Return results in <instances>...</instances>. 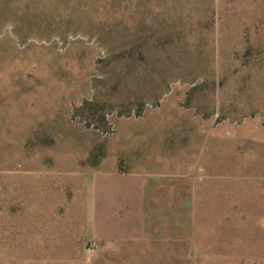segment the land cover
I'll return each mask as SVG.
<instances>
[{
	"label": "rangeland",
	"instance_id": "obj_1",
	"mask_svg": "<svg viewBox=\"0 0 264 264\" xmlns=\"http://www.w3.org/2000/svg\"><path fill=\"white\" fill-rule=\"evenodd\" d=\"M90 263L264 264V0H0V264Z\"/></svg>",
	"mask_w": 264,
	"mask_h": 264
},
{
	"label": "crops",
	"instance_id": "obj_2",
	"mask_svg": "<svg viewBox=\"0 0 264 264\" xmlns=\"http://www.w3.org/2000/svg\"><path fill=\"white\" fill-rule=\"evenodd\" d=\"M114 174H117L119 177V179L123 178L125 179L126 181H129L131 182L133 185H139V189L140 191H142V197L140 196V194H136L135 195V201H133V205L136 206L135 207V214H136V218L137 219H140L143 215V211L142 209H146L145 207L147 206L146 204V184H145V181L142 180L141 178H131L130 175H127V174H119L118 172H115ZM102 175V174H101ZM101 175L99 177H101ZM120 193H124V192H119V191H113V195L112 196H116V195H120ZM98 191H96V188L94 189V202L96 204V207H95V210H94V213H93V217H92V225H93V228H94V231H95V234H100V238H102V241L104 242H108L109 244H111L112 246H114L115 248H118V246L120 245L119 241H120V226L119 223H121V220L122 219H116V222H112L111 224V228L109 227V231H107V233H104V232H100V231H96V228H95V222L93 221V218L95 219V216L97 217V213H103V217H104V220L108 223V220L110 218V215H113V216H118V211L119 209L118 208H114V209H110V194L106 195V192H105V196H106V199L104 200V202H101V200H96V198L98 197ZM134 197V195H133ZM103 203V206L100 208L101 204ZM132 203V201H131ZM147 210V209H146ZM99 216V215H98ZM145 218V216H144ZM143 218V219H144ZM132 219V218H131ZM131 219L129 220V222L127 223V225L125 224L124 226H126L125 228L126 229H131L133 226L130 225L131 224ZM110 221V220H109ZM108 228V227H107ZM111 231V232H110ZM116 235V237L114 236ZM118 235V236H117ZM130 238V237H129ZM126 239V238H124ZM128 240V238H127ZM112 254H104L103 257H110ZM68 257V256H66ZM114 259L115 260H130V259H133L132 256H129L127 257V254H117L115 253L114 255L111 256V259ZM138 259V258H137ZM54 260H57V259H54ZM60 260H68V258H61ZM92 260L90 259V262ZM92 264V263H90Z\"/></svg>",
	"mask_w": 264,
	"mask_h": 264
}]
</instances>
